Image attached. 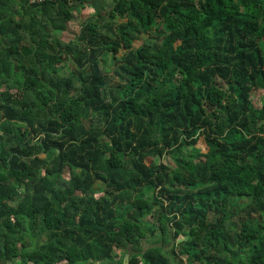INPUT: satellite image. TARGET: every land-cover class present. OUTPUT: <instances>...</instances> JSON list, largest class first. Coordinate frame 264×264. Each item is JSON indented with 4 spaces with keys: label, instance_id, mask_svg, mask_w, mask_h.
Here are the masks:
<instances>
[{
    "label": "trees",
    "instance_id": "1",
    "mask_svg": "<svg viewBox=\"0 0 264 264\" xmlns=\"http://www.w3.org/2000/svg\"><path fill=\"white\" fill-rule=\"evenodd\" d=\"M88 2L0 0V264H264V0Z\"/></svg>",
    "mask_w": 264,
    "mask_h": 264
},
{
    "label": "rangeland",
    "instance_id": "2",
    "mask_svg": "<svg viewBox=\"0 0 264 264\" xmlns=\"http://www.w3.org/2000/svg\"><path fill=\"white\" fill-rule=\"evenodd\" d=\"M108 2L110 0H107ZM90 2V0H89ZM86 3L82 12L80 14L76 13V16H77V19L76 21H74L71 26H70V29L68 31H64L62 34H61V37L63 40L65 41H69L71 39L74 38L75 34H77V32L79 31V29L81 28V25L84 21L87 20L88 17H91L95 12H94V9H93V6L90 4V3ZM141 43V41H136L134 43L135 46H138L139 44ZM224 88H227V86L225 84H223ZM263 98H264V90L261 89V88H258V89H253L252 90V100H253V103L256 107H260L262 102H263ZM88 122V121H87ZM89 123V122H88ZM200 145L201 147L203 148V150L205 151V144L200 142ZM153 160H161L162 162H165L169 165L172 166V159L169 157V155H165L163 158H157L155 157L154 159L153 158H147V162L150 163L151 161ZM66 177H69V174L66 173ZM97 197L98 196H101L102 194L100 192H98L97 194ZM145 247H148V246H151L152 243H149V242H145L144 243ZM169 246V244H167ZM121 252L117 253V260H120L121 258ZM130 257V255H129ZM18 261H9L8 263H5V264H17ZM199 264V263H198Z\"/></svg>",
    "mask_w": 264,
    "mask_h": 264
},
{
    "label": "water",
    "instance_id": "3",
    "mask_svg": "<svg viewBox=\"0 0 264 264\" xmlns=\"http://www.w3.org/2000/svg\"><path fill=\"white\" fill-rule=\"evenodd\" d=\"M124 264H129V254L128 253L124 256Z\"/></svg>",
    "mask_w": 264,
    "mask_h": 264
},
{
    "label": "built area",
    "instance_id": "4",
    "mask_svg": "<svg viewBox=\"0 0 264 264\" xmlns=\"http://www.w3.org/2000/svg\"><path fill=\"white\" fill-rule=\"evenodd\" d=\"M32 2L43 1V0H31Z\"/></svg>",
    "mask_w": 264,
    "mask_h": 264
}]
</instances>
